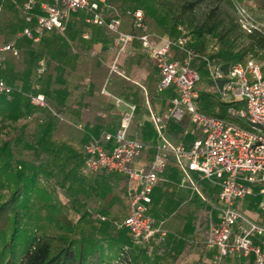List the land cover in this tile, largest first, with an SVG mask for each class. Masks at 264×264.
Masks as SVG:
<instances>
[{
    "label": "built area",
    "instance_id": "1",
    "mask_svg": "<svg viewBox=\"0 0 264 264\" xmlns=\"http://www.w3.org/2000/svg\"><path fill=\"white\" fill-rule=\"evenodd\" d=\"M229 1L236 7L239 29L246 35L258 31L237 0ZM19 11L24 27L14 40L0 42V68L6 55L18 57L17 40L37 44L48 33L63 35L71 16L79 11L85 12L87 26L103 28L113 36L109 49L112 57L100 94L121 109L119 123L112 132L103 131L98 137L87 134L80 175L86 178L102 172L125 178L128 214L116 228L125 230L130 242L121 255L128 256L137 247L150 256L156 247L164 245L165 220L155 219L150 207L154 190L170 184L167 172L173 168L178 186L187 192L185 203L197 200L205 206L194 225L196 240L186 242L214 252L211 264H247L250 260L252 264H264V68L251 58L223 68L192 49L190 33L183 26H176L175 37L155 36L148 31L141 10L118 8L112 0H23ZM126 20L128 32L122 29ZM84 38L88 39L87 33ZM135 41L157 71L155 96L171 93L168 106L160 112L153 110L146 88L131 80L120 65L122 58L134 55L130 46ZM175 53L182 58L174 59ZM194 61L202 65L204 76L191 68ZM43 69L40 64L37 75ZM114 76L131 80L143 94L142 107L152 139L144 141L132 133L137 106L107 91ZM13 91L0 79L1 96L9 97ZM202 94L224 105L225 117L205 114L199 106ZM25 98L46 117L71 123L49 107L42 94ZM99 116L104 118L103 114ZM28 119L42 122L44 118L36 113ZM179 125L185 126L180 140L174 142L168 135L169 126ZM82 128L77 125V129ZM138 161L143 164L137 166ZM203 185L216 191L214 202ZM253 197L259 200L258 213L252 218L239 207Z\"/></svg>",
    "mask_w": 264,
    "mask_h": 264
},
{
    "label": "rangeland",
    "instance_id": "2",
    "mask_svg": "<svg viewBox=\"0 0 264 264\" xmlns=\"http://www.w3.org/2000/svg\"><path fill=\"white\" fill-rule=\"evenodd\" d=\"M237 2L256 23V37L264 42V10L256 8L253 0ZM20 5V0H0V37L11 39L22 30ZM128 5L141 10L143 16L147 15L155 27L156 34H175V27L183 26L190 31L198 54L208 56L216 62L232 65L239 62L242 52L246 54L244 60H264V51L255 52L253 49L258 45L255 38L250 39L240 29L225 34L224 46H221L218 36L233 24L238 27L236 7L229 0H134ZM188 5H192V8L183 14V8ZM129 6L127 8H131ZM117 7L123 8L119 5ZM208 17V24L216 23L220 27L212 34H194ZM75 29L70 31L73 34H81L84 30L89 35L87 42L93 43L96 34L93 28L80 26ZM70 31H67L66 37ZM211 44L220 45L219 50L212 55L209 51ZM56 46L60 50V45L55 43ZM43 67L44 73L45 66ZM37 68L39 70V64ZM43 73L37 75L36 72V75L41 77ZM24 99L21 104L15 105L13 101L1 98L0 95V208L10 197H15L14 208L19 212L16 223L10 224L0 236V264H18L25 249L35 237L60 234H70L86 243L97 244L102 252L104 264H129L134 261L139 255H136L135 251L128 256L121 255V250L128 244V237L125 232L115 229V225L119 224L126 213V198L118 189L117 192L115 190L112 201L116 213L114 217L108 213L100 214V217L95 215L94 218L87 212V215L83 214L80 200H86V189L93 187L86 186L88 179H82L77 174L78 165L75 161L78 157L74 150H69L73 146L52 143L45 112H38ZM199 106L205 114L225 117L224 105L217 103L213 98H207V95L202 96ZM18 109L21 113L16 112ZM36 113L43 116L42 122H38V119H28ZM49 149L54 150V153H51L53 158L45 162L42 157L46 155L44 151ZM13 157L16 158L15 161ZM207 196L211 202L215 201V193L209 192ZM185 198L173 196L167 201L161 199L156 202L159 209L155 211L154 217L156 219V216H161L160 220H165V231L169 238L163 246L154 250L156 254H153L152 258H141V264H178V257L185 254L182 251L185 243L188 247L186 240L189 236L187 233H176V217H182L183 221L189 219L190 223L194 221L195 225L198 212L205 208L200 203H185ZM247 215L252 217L251 213ZM101 217L106 219L101 221ZM67 220L74 229L67 225ZM247 264H252L251 260Z\"/></svg>",
    "mask_w": 264,
    "mask_h": 264
},
{
    "label": "crops",
    "instance_id": "3",
    "mask_svg": "<svg viewBox=\"0 0 264 264\" xmlns=\"http://www.w3.org/2000/svg\"><path fill=\"white\" fill-rule=\"evenodd\" d=\"M22 2L23 0H20V4ZM85 17L86 14L83 11L73 14L67 25L66 32L63 35L59 36L57 33L46 34L37 44H32L24 39L17 40L16 46L19 53L18 57L14 58L11 55H6L5 61L0 68V79L15 90L13 99L15 105L17 103L21 104L25 95L41 93L43 96L45 95L49 97L52 104L58 107V109L53 108L55 111L66 117L67 121L71 122L69 124L50 118L47 123L50 130L48 134L52 143H63L73 146V148L70 147L69 150L71 152L74 150L75 155L78 157L77 161H75V164L78 165L77 174L82 179H88L85 184L86 186L93 187L92 189H86V200H80V204L83 205V214H86L87 212L90 214V217L94 218L95 215L100 217V214L108 213V215L114 217L116 213L114 212L115 206H113L114 204L112 201L118 189V191L121 192L127 200V209L125 215L122 217L123 220L128 214L129 208L125 178L121 175L107 176L102 172L93 174L86 178L80 175V167L82 164V146L86 142L87 134H92L95 137H98L103 131L112 132L118 126L119 114L121 111V109L115 108L109 98L100 94L107 79V64L112 57V53L109 49L112 46L113 36L106 30H103L108 36V38H104L100 33L102 28L87 26L84 23ZM80 26L91 27L95 30L96 34L93 43L87 42L89 40V35L88 39L84 38L85 33H87L84 30L81 34H73L70 31L72 29L76 30L75 28H80ZM23 27L24 23L22 21L21 29H23ZM122 29L123 31L128 32L130 30L129 24L124 22ZM174 30L175 34L172 33L171 35H159L155 32L152 34L155 36L175 37L177 34L176 27ZM67 31L71 32L68 34V37H66ZM20 32L21 31H19V33ZM188 32L190 33V31ZM16 35L11 39L0 37V42H10L14 40ZM190 36L192 40L191 47L198 53L196 50L197 46L194 45L191 33ZM55 43L60 45V50L57 46L55 47ZM209 48L211 55L219 50L218 45L216 44H211ZM33 49H35V51H33ZM130 49L134 52V55L132 57L122 58L120 60V65L127 72L131 80L138 81L146 88L153 110L156 112L164 110L169 104L171 93L165 92L160 96H155V87L158 81V76L153 63L141 53L140 45L137 41L131 44ZM253 49L255 52L264 51V43H262V46H254ZM173 58L180 60L182 57L181 55L175 53L173 54ZM95 60H97L96 63L94 62ZM43 63V66H45V72L43 75L46 77L39 81L41 77L36 75L38 70L37 65ZM257 63L264 68V60ZM96 64L100 66H97ZM52 68L56 70L57 74L60 76V81H63V79L66 78L65 86L53 84V81L50 80L48 74ZM198 72L202 76L205 75L201 64L198 66ZM131 80L124 81L114 76L109 80L107 91L111 95L124 99L137 106V114L140 115V119L137 127L132 131V133L136 134L137 138L148 141L152 139L153 132L150 125L146 121L145 111L142 107L144 96L139 88L131 82ZM202 96L205 97V95L202 94L201 98ZM24 100L26 101L27 99L25 98ZM26 102H28V100ZM16 112L21 113L20 109ZM100 114H103L104 118L100 117ZM52 120L57 123H53ZM142 123L143 127L139 128V124ZM79 124L83 127L81 130L77 129V125ZM184 142H189V140ZM44 152L46 155L43 156L42 159L45 162H49L53 158V154L51 153H54V150L49 149ZM150 156L151 154L148 155L146 160H149ZM142 164L143 162L141 161L136 163L137 166ZM167 177L170 180V184L156 188L152 194L150 212L153 217L156 214L155 211L159 209L156 205L158 200L164 199L167 201L172 199L173 196L187 197V192L178 186V174L173 168L168 170ZM203 188L208 193L216 192L207 185H203ZM172 192L173 194H171ZM258 200L259 199L257 197L249 198L245 200L239 208L245 214L251 213L253 218L258 213ZM194 203L195 205H198L197 200H194ZM89 205L91 206L89 207ZM249 211L250 213H247ZM182 213L186 214V212ZM105 216L108 217L107 215ZM101 218L104 220L106 219L105 217ZM161 218V216H156L157 220ZM122 220H120V222ZM193 222L194 221L190 223L189 219L183 221L180 216L176 217V222H174L177 227L176 233L177 231L180 234L187 233L189 239L196 240L194 237L195 233L193 230ZM115 229L119 230L116 228V225ZM110 231H114V229H110ZM119 231L126 233L129 244L130 239L128 233L123 229ZM168 238L169 235L167 233L165 242ZM158 248L160 247H156L154 250ZM171 248H173V246H171ZM140 249L145 251L143 248ZM182 252L185 254L178 257V264H191L193 262H195V264H198V262L201 264H211V260L215 254L214 252L203 251L200 247H196L191 244H188V247H186V243L184 244ZM153 254H156L155 251ZM153 254L149 256L146 252V256L149 258H152Z\"/></svg>",
    "mask_w": 264,
    "mask_h": 264
},
{
    "label": "trees",
    "instance_id": "4",
    "mask_svg": "<svg viewBox=\"0 0 264 264\" xmlns=\"http://www.w3.org/2000/svg\"><path fill=\"white\" fill-rule=\"evenodd\" d=\"M131 1H134V0H112V2L115 5L122 6L123 8H127L129 6L128 3ZM135 1H138V0H135ZM253 1H254L256 8L260 10H264V0H253ZM191 8H192V5H188L187 7L183 8L182 13L186 14L187 11H189V9ZM131 9L135 10L137 8L131 7ZM209 20L210 18L208 17L205 20V23L199 29H197L194 32V34L198 36H200L201 34H205V33L212 34L220 27V25L216 23L208 24ZM144 21L148 26L149 32L153 33L155 31V27L149 21V19L147 18V15L144 16ZM125 22L128 23V20H126ZM173 22H175V20ZM234 29L239 31V28L237 27V25L233 24L231 25L229 29H227V31L223 32V34L218 36V39L222 47L224 46L223 42L226 38L225 34H227L228 32L231 33L232 30ZM103 30L105 29L102 28L100 32L101 35L104 38H108V36L106 35V32ZM51 33H57V32H51ZM58 34L59 33H57V35ZM60 35L62 34H59V36ZM256 36L257 35L255 33L251 35H247V37H249L252 40L253 38H255V40L258 42V45L262 46V43L264 42H262V40ZM218 47L220 48V45ZM245 55H246L245 52H242L239 55V62L244 61ZM94 62L96 63L97 60H95ZM220 64L223 66V68H227L230 66L229 64H225V65L222 63ZM96 65L100 66L98 64ZM199 65L200 64L198 61H194L191 65V68L194 70H198ZM48 76L50 80L53 81V84L65 86L66 78L63 77L65 79H63V81H60V76L57 74L56 70H54L53 68L49 71ZM45 77H46L45 75L41 76L39 81L43 80V78ZM14 93H15V90L9 97L1 96V98H5L7 100L13 101ZM44 98L49 107L58 109V107L52 104L49 97L44 95ZM46 118L48 119V122H49L51 117H46ZM139 119H140V115L136 113V116L132 123L131 131H133L137 127ZM54 120H52V122L56 124L57 122L56 121L54 122ZM184 126L185 125L169 126L168 134L173 141L178 142L180 140L179 139L180 133L182 129L184 128ZM185 144H188V142H185ZM15 159L13 157L14 161ZM14 199L15 197L13 198L10 197V200L0 208V236L2 232L5 231L10 224L12 225L16 223L17 218L19 216V212H17V210L14 208V204H13ZM67 225L71 226V224L68 221H67ZM72 229H74V227H72ZM132 251H135L136 255L138 254L139 255L134 261H130L129 264H141L142 263L141 258L143 257L147 258L146 252L144 250H141L140 248L136 247ZM103 261L104 259L102 257V252L97 244H92L91 242L86 243L83 240L81 241V239H76V236H73L70 234H60V235L49 236V237L48 236L35 237L31 241V243L27 246V249H25V252L23 256L21 257L18 264H104Z\"/></svg>",
    "mask_w": 264,
    "mask_h": 264
}]
</instances>
